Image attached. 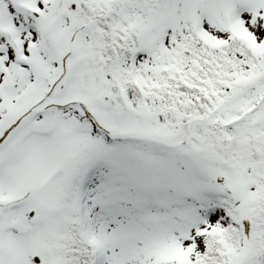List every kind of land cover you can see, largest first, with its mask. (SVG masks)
I'll return each mask as SVG.
<instances>
[{
    "label": "snow or ice",
    "instance_id": "6c2138e0",
    "mask_svg": "<svg viewBox=\"0 0 264 264\" xmlns=\"http://www.w3.org/2000/svg\"><path fill=\"white\" fill-rule=\"evenodd\" d=\"M0 264H264V0H0Z\"/></svg>",
    "mask_w": 264,
    "mask_h": 264
}]
</instances>
